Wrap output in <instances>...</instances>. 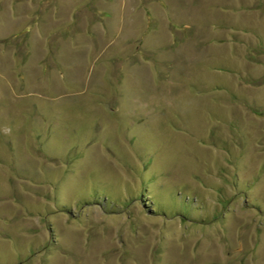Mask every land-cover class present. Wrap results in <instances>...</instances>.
Here are the masks:
<instances>
[{
    "label": "rangeland",
    "instance_id": "1",
    "mask_svg": "<svg viewBox=\"0 0 264 264\" xmlns=\"http://www.w3.org/2000/svg\"><path fill=\"white\" fill-rule=\"evenodd\" d=\"M0 264H264V0H0Z\"/></svg>",
    "mask_w": 264,
    "mask_h": 264
}]
</instances>
